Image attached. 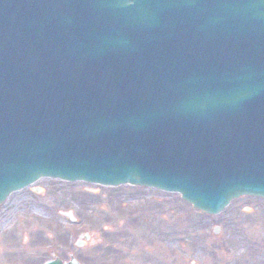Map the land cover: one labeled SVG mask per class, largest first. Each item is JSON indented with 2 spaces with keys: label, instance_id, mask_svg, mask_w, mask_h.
Returning a JSON list of instances; mask_svg holds the SVG:
<instances>
[{
  "label": "water",
  "instance_id": "water-1",
  "mask_svg": "<svg viewBox=\"0 0 264 264\" xmlns=\"http://www.w3.org/2000/svg\"><path fill=\"white\" fill-rule=\"evenodd\" d=\"M41 177L264 199V0H0V203Z\"/></svg>",
  "mask_w": 264,
  "mask_h": 264
},
{
  "label": "rangeland",
  "instance_id": "rangeland-1",
  "mask_svg": "<svg viewBox=\"0 0 264 264\" xmlns=\"http://www.w3.org/2000/svg\"><path fill=\"white\" fill-rule=\"evenodd\" d=\"M37 185L42 192L25 187L0 203V264H15V254L28 255L33 242L34 255L66 246L64 239L81 231L108 235L95 246V264H264L261 197L241 196L206 214L155 187L56 179Z\"/></svg>",
  "mask_w": 264,
  "mask_h": 264
},
{
  "label": "flooded vegetation",
  "instance_id": "flooded-vegetation-1",
  "mask_svg": "<svg viewBox=\"0 0 264 264\" xmlns=\"http://www.w3.org/2000/svg\"><path fill=\"white\" fill-rule=\"evenodd\" d=\"M44 179L55 180V178L41 177L36 182L29 185L28 188H30V190L34 192H39V193L42 192L43 188L37 184L39 181ZM56 180L60 181V179H56ZM73 222H78V219H74ZM93 236L94 235H91L86 231H81L77 235V238L72 242L68 243V239L67 238L64 239L65 240L64 243L66 246L55 247V249L49 247L48 250L47 248H45V252L43 254H37V255H34V251L36 250V247H35V243L33 242L34 245L32 246L33 247L31 249L32 251H30L28 255H25L23 258L22 257L19 258V255L15 254V257L17 259V262H15V264H47L50 261H59L62 264H95L92 261L93 255L99 253L98 252L99 249L95 248V246H98L101 243H103L104 240L108 238V235L104 236L103 239L101 237H96L94 239ZM10 238H13V236H10ZM109 251L113 253L112 248ZM126 264H130V263L126 261Z\"/></svg>",
  "mask_w": 264,
  "mask_h": 264
}]
</instances>
